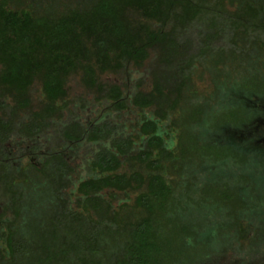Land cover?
<instances>
[{"label": "trees", "instance_id": "trees-1", "mask_svg": "<svg viewBox=\"0 0 264 264\" xmlns=\"http://www.w3.org/2000/svg\"><path fill=\"white\" fill-rule=\"evenodd\" d=\"M224 35L235 54L264 53V11L246 0H0V264H176L205 241L211 254L187 264L263 263L264 94L231 67L217 87L205 76L199 59ZM74 82L88 100L70 99ZM200 89L221 103L195 107L192 137H220L245 161L193 163L172 135ZM231 98L253 118L228 113L212 128ZM185 174L236 184L200 201L177 183ZM29 175L41 206L24 215Z\"/></svg>", "mask_w": 264, "mask_h": 264}, {"label": "rangeland", "instance_id": "rangeland-1", "mask_svg": "<svg viewBox=\"0 0 264 264\" xmlns=\"http://www.w3.org/2000/svg\"><path fill=\"white\" fill-rule=\"evenodd\" d=\"M55 2L56 4H58L59 2H64L65 0H38L39 3H41L42 5H45V3H49V2ZM72 1V0H70ZM90 0H87V2H89ZM249 1L250 4L254 7H258L261 8L262 11H264V0H246ZM29 3V1H27ZM27 2H23V8H26L28 6ZM204 27L201 26H195L191 29L192 32V37H193V48L196 50L197 48H199L200 43H199V39H200V31L201 29ZM224 31L227 33L228 32V27H224L223 28ZM203 31V30H202ZM228 42V36L224 35L218 46H216V48L212 51H208L206 53V55L202 58L199 59V62L202 64L203 69H206V73L205 76L210 77L212 80L214 81L215 86H219L223 83V77H224V73L226 71V69L228 67H231L233 70H235V73L239 78H240V82L239 85L245 87L246 89H248V87H251L252 85H257L259 93L264 94V53L260 52L258 53L257 48L256 47H252V48H248L247 50H245V52L243 51V53L239 54H235V50H229L228 47H226V43ZM247 57L248 62H253V63H257L256 66H250V64H245L243 63V59ZM242 61V62H241ZM204 82V81H203ZM214 86V87H215ZM72 90H71V98L70 99H89L90 97L86 94H84L82 88H80L75 82L72 83ZM220 98L218 97L217 92L210 90H207V93H203L202 89H200L197 93V95L186 105L183 106V108L181 109V111L178 114V124L179 127L174 131V133L172 134L174 136V138L180 135H182V141H181V146H183L185 149L188 150V152L191 154L188 158L192 159L191 161H193V163H199L203 158L205 159L206 157H217V158H222V159H231L234 162H239V161H245L246 160V154H241L238 153L235 148L226 143L223 139H221L220 137H216V138H206V139H196L194 140V132H192L191 130H193V127L197 125L196 120H192L191 119V115L190 113L195 110V107L199 105V103H208V105L210 107L215 106L220 102ZM227 109L226 112H223L219 115H215L212 118L211 121V127L212 128H219V126L222 125V123H224L225 121V117L228 113H232L234 114L239 120L243 121V120H250L251 118H253L254 116V112L251 110L246 109V107L243 105V103H241L240 101H238L237 99H233L231 98V100L229 101L228 105H227ZM77 116L81 117V119H85L87 117V114H84L83 112H79L77 111L76 113ZM191 131V134L190 132ZM185 133V134H184ZM193 136V137H192ZM196 141V144H195ZM207 149H211V153L207 152ZM190 159H186L185 161H182L183 163H187ZM188 160V161H187ZM28 163V159L25 158L21 164L16 163V166H22L23 164H27ZM188 164H186L185 167H189ZM33 179V176H26L25 182L22 180H19V182H24L25 183V191L23 192V198H24V215L26 213H28L29 207L31 208V205L33 207L35 206H41V204H39V202H37V200L34 198V192L30 191V188H34V186L32 185L31 180ZM18 182V183H19ZM178 184L181 185L182 189L181 190H188L189 193L192 192H196L197 195V199L204 200L206 198H210V196H208V194L206 195V192L209 190H226V189H234L235 188V184H236V180H230V179H226L223 181L218 182L217 184L211 185L210 187L205 186L201 183L198 182V180L194 179H190V176H187L186 174L180 178L177 181ZM38 185L45 187L46 182L42 179H39V181L37 182ZM188 193V196L190 198V200L194 201V199H192L190 197ZM188 199V198H187ZM189 200V201H190ZM5 201V200H4ZM6 202V201H5ZM226 210H227V214L229 217H235L238 214V205L236 203V201L232 204H227L226 205ZM52 212V211H51ZM24 215L23 218L21 219V221L19 222V226L18 228L20 229L19 231H21V236H23L26 240H31L32 238V234L29 230L26 229V227L28 226V218L27 216L24 219ZM192 219L196 220V217H192ZM264 228V222H262V225ZM23 227V228H22ZM229 229L227 228V226L222 225L220 227V230L223 232H231L233 231V228L230 227ZM27 230V231H26ZM202 248H197L195 251H192L189 255H187V257H180L177 260L176 264H187L188 261H198L202 258L206 259L208 257L209 254H211V252H209V247L210 244L208 241H205L202 246ZM30 254V251L26 252V255ZM227 263V261H225ZM263 263H258V264H264V261H262Z\"/></svg>", "mask_w": 264, "mask_h": 264}, {"label": "flooded vegetation", "instance_id": "flooded-vegetation-1", "mask_svg": "<svg viewBox=\"0 0 264 264\" xmlns=\"http://www.w3.org/2000/svg\"><path fill=\"white\" fill-rule=\"evenodd\" d=\"M0 208H1V206H0Z\"/></svg>", "mask_w": 264, "mask_h": 264}]
</instances>
